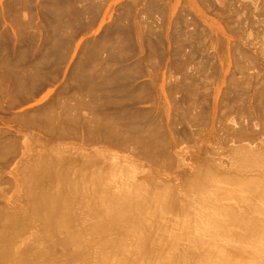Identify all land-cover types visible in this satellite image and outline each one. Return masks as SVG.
Wrapping results in <instances>:
<instances>
[{
	"label": "rangeland",
	"instance_id": "rangeland-1",
	"mask_svg": "<svg viewBox=\"0 0 264 264\" xmlns=\"http://www.w3.org/2000/svg\"><path fill=\"white\" fill-rule=\"evenodd\" d=\"M263 86L264 0H0V264H159L173 247L175 264L214 261L181 225L224 205L264 210L246 185L263 173L234 152L263 162ZM140 187L154 193L142 192V222L105 229L106 200ZM60 195L56 216L69 220L47 222L38 201ZM238 229L227 221L224 238Z\"/></svg>",
	"mask_w": 264,
	"mask_h": 264
},
{
	"label": "bare ground",
	"instance_id": "bare-ground-1",
	"mask_svg": "<svg viewBox=\"0 0 264 264\" xmlns=\"http://www.w3.org/2000/svg\"><path fill=\"white\" fill-rule=\"evenodd\" d=\"M252 22V21H251ZM252 24V23H251ZM237 27H239V26H237ZM240 29V28H239ZM129 30V29H128ZM241 30V29H240ZM121 32V31H120ZM136 33H138V32H136ZM127 34V33H126ZM150 35V34H149ZM129 36V35H128ZM120 37V36H119ZM118 38V37H117ZM130 38V37H129ZM145 38V37H144ZM121 39V38H120ZM151 39V38H150ZM119 41V40H118ZM121 41V40H120ZM119 41V42H120ZM127 41V40H126ZM140 42V41H139ZM119 44V43H118ZM148 51V50H147ZM153 51V50H152ZM159 51V50H158ZM241 51V50H240ZM243 54V53H242ZM181 55V54H180ZM246 58H247V56H246ZM244 59H245V57H244ZM177 61V60H176ZM248 61V60H247ZM148 62H149V60H148ZM247 63V62H246ZM243 64V63H242ZM142 65V64H141ZM178 65V64H177ZM151 66V65H150ZM237 66V65H236ZM243 66V65H242ZM238 67V66H237ZM240 69V68H239ZM248 69V68H247ZM241 70V69H240ZM139 72V71H138ZM240 72V71H239ZM242 72V71H241ZM120 73V72H119ZM135 74V73H134ZM233 74V73H232ZM122 75V74H121ZM129 75V74H128ZM243 75V74H242ZM246 75V74H245ZM125 77V76H124ZM128 77V76H127ZM231 78H232V75H231ZM128 79V78H127ZM234 79V78H233ZM238 84V83H237ZM240 84H242V83H240ZM239 84V85H240ZM248 84V83H247ZM93 87V86H92ZM264 87V86H263ZM89 88V87H88ZM128 88V87H127ZM132 88V87H131ZM238 88V87H237ZM139 89V88H138ZM235 89V88H234ZM238 89H240V87L238 88ZM92 90V89H91ZM90 90V91H91ZM137 90V89H136ZM232 91V90H231ZM237 91V90H236ZM240 91V90H239ZM261 92H263V91H261ZM237 95V94H236ZM240 95V94H239ZM257 95V94H256ZM109 96V95H108ZM245 96H246V94H245ZM263 96V95H262ZM257 97V96H256ZM258 97H259V95H258ZM110 98H112V97H110ZM118 99V98H117ZM112 100V99H111ZM110 100V101H111ZM131 100V99H130ZM114 101V100H113ZM124 101V100H123ZM256 101H257V99H256ZM115 102V101H114ZM258 102V101H257ZM260 102H262V101H260ZM105 103V102H104ZM110 103V102H109ZM248 103V102H247ZM259 106H262V105H260L259 103H257ZM264 105V104H263ZM257 106V105H256ZM262 108V107H261ZM258 109V108H257ZM258 110H261V109H258ZM249 112V111H248ZM264 112V111H263ZM262 112V113H263ZM264 120V119H263ZM264 123V122H263ZM221 124V123H220ZM108 126V125H107ZM106 126V127H107ZM246 126V125H245ZM247 129V128H246ZM110 130V129H109ZM247 131V130H246ZM112 132V131H111ZM242 132V131H241ZM116 136V135H115ZM238 137V136H237ZM125 141V140H124ZM132 141H134V139H132ZM136 142V141H135ZM137 143V142H136ZM141 143V142H140ZM245 146V145H244ZM243 145H242V147H244ZM239 147V146H238ZM241 147V146H240ZM234 148V147H233ZM235 148H237L236 146H235ZM246 148V147H245ZM245 148H242V149H238L237 151H234L235 153L237 152V156H235V161L237 162L238 161V163L240 164V166H248V168L249 167H255V168H258L262 173H263V177L262 178H259V179H257V180H252L250 183H248V184H246L247 185V191L249 192V196H247V198H250V200L252 201V200H254V199H256V200H259V201H264V158H263V162H261L262 161V157H260L259 155H261V152H256V153H253L252 151H250V150H247V149H245ZM153 149V148H152ZM248 149H249V147H248ZM235 150V149H234ZM143 151H144V149H143ZM146 153V152H145ZM257 153L259 154V155H257ZM263 155V154H262ZM40 158H38V160H39ZM50 159V158H49ZM44 160V159H43ZM42 160V161H43ZM41 161V162H42ZM46 161H48V160H46ZM50 162V161H49ZM52 162V161H51ZM35 163V162H34ZM46 163H48V162H46ZM55 163V162H54ZM57 164V163H56ZM47 164H45V166H46ZM236 165H237V163H236ZM44 166V167H45ZM53 166V165H52ZM51 166V167H52ZM242 166V167H243ZM35 167V166H34ZM38 167H40L39 165H38ZM50 167V166H49ZM43 168V167H42ZM31 169H32V167H31ZM36 169V168H35ZM38 169V168H37ZM40 169V168H39ZM48 169V168H47ZM45 170H46V168H45ZM45 170H42L43 172V176H41L42 178L43 177H45L46 175H44V174H47V172L48 171H45ZM57 170V169H56ZM34 172H36V171H38V170H33ZM31 172V171H30ZM30 172H28V174L30 173ZM64 172V171H63ZM199 172V171H198ZM259 172V171H258ZM37 173V172H36ZM257 173V172H256ZM33 174V173H32ZM31 174V175H32ZM38 174V173H37ZM36 174V175H37ZM200 174V173H199ZM203 174H205V173H203ZM202 174V175H203ZM79 175V174H78ZM87 175H89V174H87ZM201 175V176H202ZM252 175V174H251ZM29 176H30V174H29ZM39 176H40V173H39ZM49 176V175H48ZM51 176V175H50ZM53 176V175H52ZM90 176V175H89ZM205 176V177H204ZM32 177V176H31ZM33 177H34V179H33ZM31 179L32 180H34L33 181V183H37L38 181H40V178H38V177H36V176H33ZM54 177V176H53ZM86 177V176H85ZM200 177V176H199ZM257 177H261V176H257ZM29 178V177H28ZM51 178V177H50ZM202 178V177H201ZM209 178L211 179V176H210V174L209 175H203V179L202 180H197L196 181V187H195V189H198L199 187L201 188L202 187V185H203V181H208L209 180ZM222 178V177H221ZM220 178V179H221ZM55 179V178H54ZM199 179V178H198ZM22 180V179H21ZM52 180V179H51ZM69 180V179H68ZM110 180V179H109ZM229 180V182H230V179H228ZM232 180V179H231ZM30 181V180H29ZM28 181V182H29ZM48 181V180H47ZM46 181V182H47ZM61 181V180H60ZM104 181V180H103ZM214 181V180H213ZM54 182V181H53ZM113 182V181H112ZM236 182V181H235ZM31 183V182H30ZM29 183V184H30ZM42 183V182H41ZM45 183V182H44ZM129 183V182H128ZM29 184L27 185V186H29ZM40 184V183H39ZM54 184V183H53ZM58 184V183H57ZM96 184V183H95ZM106 184V183H105ZM31 185V184H30ZM47 185V184H46ZM98 185H99V183H98ZM112 185V184H111ZM26 186V185H25ZM26 186V187H27ZM37 186V185H36ZM35 186V187H36ZM40 186V185H39ZM44 186V185H43ZM43 186H40V187H43ZM95 186V185H94ZM109 187H110V185H108ZM128 187H129V185H127ZM144 186V185H143ZM142 186V187H143ZM150 186V185H149ZM148 186V187H149ZM30 187V186H29ZM39 187V188H40ZM45 187V186H44ZM130 187H131V185H130ZM142 187H140L139 189H136V192H138V190H140V189H144V188H142ZM209 187V186H208ZM47 188H48V186H47ZM99 188V187H98ZM106 188H108V187H106ZM112 188V187H111ZM152 188V187H151ZM204 188V187H203ZM29 189V188H28ZM41 189V188H40ZM39 189V190H40ZM208 189V188H207ZM243 189H245V188H243ZM30 190H31V188H30ZM34 190V189H33ZM38 190V191H39ZM46 190V189H45ZM54 190H55V188H54ZM74 190V189H73ZM72 190V191H73ZM89 190V189H88ZM129 190V189H128ZM131 190V189H130ZM141 190V192L139 193V195L140 196H138L137 197V193L136 192H134V193H136V195L134 194V193H131V194H129V193H127V194H129V195H131V196H124L121 200H118V201H116V200H114V198H112V199H107L106 200V204H107V210H106V219H107V221L106 222H108L107 224L109 225V226H106L105 225V223H104V221H102V223H104V227H106L105 229H107L108 230V228L110 227H116V226H118L119 228L121 227L122 228V226H120V225H122L123 223H127V226H130L131 224H129V222H132V223H134L135 221H136V223L138 222V224L137 225H139V222H142V220H140V218L138 217V215H139V213H140V210L141 209H139V207L140 206H142L141 205V202L143 201H145L146 200V198H144L143 200L141 199V202L139 201L140 200V198H141V195L143 196V194L144 193H146L147 195L149 194V193H151V191H149L148 192V189L147 190H145L144 189V191H142ZM150 190H152V189H150ZM193 190V189H192ZM36 191V190H35ZM37 191V192H38ZM50 191V190H49ZM148 193H147V192ZM161 191V190H160ZM58 192V191H57ZM109 192V191H108ZM120 192V191H119ZM142 192H144V193H142ZM187 192V191H186ZM189 192V191H188ZM27 193V192H26ZM33 193V192H32ZM36 193V192H35ZM40 193V192H39ZM46 193V192H45ZM52 193V192H51ZM50 193V194H51ZM56 193V192H55ZM62 193V192H61ZM65 193V192H64ZM121 193V192H120ZM124 193H126V192H124ZM47 194V193H46ZM58 194V193H57ZM71 194V193H70ZM70 194H68V195H70ZM73 194V193H72ZM152 194H154V193H151V195ZM156 194V193H155ZM34 195V194H33ZM41 195V194H40ZM39 195V196H40ZM54 195V194H53ZM124 195V194H123ZM135 195V196H134ZM150 194H149V196H151ZM157 195H159V199L160 200H163L164 202H163V204L165 203V199L167 198L168 200H169V198H170V196L169 195H167V196H169V197H166L165 196V194L163 195V194H156L155 196H157ZM163 195V196H162ZM42 196V195H41ZM51 196V195H50ZM49 196V197H50ZM59 196V195H58ZM62 196H63V194H62ZM66 196V195H65ZM74 196V195H73ZM72 196V197H73ZM149 196L147 197L148 199H149ZM163 197V198H161V197ZM34 197V196H33ZM32 197V198H33ZM44 197H46V196H44ZM69 197V196H68ZM143 197H146L145 196V194H144V196ZM152 197H154V195H152ZM152 197H151V199H152ZM164 197H166L165 199H164ZM173 196H171V198H172ZM31 198V197H30ZM36 198V197H35ZM52 199H50L49 201H50V204H52V206L50 205V207L47 205V202L48 201H45L43 198V201L41 200V199H39V201H38V203L40 204L39 206H41L40 208L41 209H43L44 208V210H45V213L46 214H44L45 215V217L49 220V221H47V222H51L50 220H54V218L55 217H58V220H59V222H60V220H64V223H65V221L66 222H68V220H69V216H68V213H66L65 215L63 214L62 215V217L60 216V215H58V216H56V208H55V205H56V203H59V201L61 202V195H60V197H58V198H53V196L51 197ZM79 198V197H78ZM66 199H68L69 200V198H66ZM155 199H156V197H155ZM157 199H158V197H157ZM194 199V198H193ZM31 200V199H30ZM36 200V199H35ZM41 200V201H40ZM71 200V199H70ZM132 200V201H131ZM150 200V199H149ZM168 200H167V202H168ZM171 200V199H170ZM169 200V202H171L172 201V204H173V208H175V206H176V204H174V203H177V201H174L173 200V198H172V200L170 201ZM176 200V199H175ZM196 200V199H195ZM32 201V200H31ZM51 201H53V203H51ZM148 201V200H147ZM174 201V202H173ZM206 202V201H205ZM253 202V201H252ZM65 203V202H64ZM68 203V202H67ZM254 203V202H253ZM33 204V203H32ZM74 204H76V203H74ZM105 204V203H104ZM142 204H144V203H142ZM171 204V205H172ZM190 202L189 203H187V204H185V205H187V207H189L190 205ZM37 205V204H36ZM81 205V204H80ZM169 205V204H168ZM170 205V206H171ZM57 206V205H56ZM60 206V205H59ZM69 206V205H68ZM94 206V205H93ZM164 206V205H163ZM65 207H66V204H65ZM75 207V206H74ZM168 207V206H167ZM172 207H171V210H173L172 209ZM177 207V206H176ZM30 208V207H29ZM34 208V207H33ZM37 208V207H36ZM39 208V207H38ZM39 208V209H40ZM73 208V207H72ZM92 208V207H91ZM97 208V207H96ZM242 208H244V206L242 207ZM257 206L255 205V204H248L245 208H244V210L242 211V212H240V213H237V211H236V208L234 207L233 208V206H223V209H222V212H221V217H215V218H213V219H209V217L208 216H205V215H203V214H201L200 215V217H201V219L199 220L200 221V225H197L196 227H192V226H190L189 225V223L191 224V222H186L185 224H182L181 225V230L183 231V232H185L186 233V236H188V241H190V242H192V241H194V242H196V243H198V245H197V247L199 246V248L200 249H202V250H206L207 252H208V254H214L215 253V256H216V259L214 260V261H209V263L210 264H256V262H258V261H263L264 262V245H262V244H259V243H257L256 242V238L254 237V236H257V235H259V234H264V210H262V211H257ZM40 209V210H41ZM64 209H67V208H64ZM69 209V208H68ZM103 209V208H102ZM143 209H144V207H143ZM143 209L141 210L142 211V213H143ZM168 209H169V207H168ZM184 209H188V208H186V206H185V208ZM105 210V209H104ZM170 210V209H169ZM175 211H176V208L174 209ZM191 209H188V210H186L187 211V214H189L188 213V211H190ZM67 211V210H66ZM202 211V210H201ZM221 211V210H220ZM15 212V211H14ZM13 212V213H14ZM19 212V211H18ZM76 212V211H75ZM135 214H134V213ZM145 212V211H144ZM151 212V211H150ZM23 213V212H22ZM61 213V212H60ZM77 213V212H76ZM102 213V212H101ZM57 214H58V212H57ZM97 214V213H96ZM105 214V213H104ZM138 214V215H137ZM148 214V213H147ZM155 214V213H154ZM153 214V215H154ZM192 214V213H191ZM207 214V213H206ZM23 215V214H22ZM71 215H73L72 213L70 214V216ZM134 215H136V217L134 216ZM142 215V214H141ZM179 215V214H178ZM76 216V215H75ZM84 216V215H83ZM145 216V215H144ZM143 216V217H144ZM159 216V215H158ZM213 216V215H212ZM211 216V217H212ZM10 217V216H9ZM24 217V216H23ZM38 217V216H37ZM42 217V216H41ZM40 217V218H41ZM104 217V216H103ZM135 217V218H134ZM214 217V216H213ZM6 218V217H5ZM4 218V219H5ZM71 218V217H70ZM95 218V217H94ZM100 218V217H99ZM145 218V217H144ZM150 219V217H147V219ZM152 218V217H151ZM7 219H8V217H7ZM44 219V218H43ZM47 219H45V221L47 220ZM72 219H73V216H72ZM76 219V218H75ZM74 219V220H75ZM98 219V218H97ZM105 219V218H104ZM105 219V220H106ZM133 219H136V220H134L133 221ZM146 219V220H147ZM40 220V219H39ZM86 220H87V218H86ZM144 220V219H143ZM155 220H156V218H155ZM202 220V221H201ZM230 220H233L234 222H236V224L238 225V227H239V229H238V231L237 232H235V233H233L232 235L233 236H236V237H240L239 238V240H227V239H225L224 238V233H225V226H226V222L227 221H230ZM7 221V220H6ZM21 221V220H20ZM57 221V220H56ZM73 221V220H72ZM121 221H123V223L121 222ZM149 221H151V220H148V222ZM154 221V220H153ZM9 222H11V221H9ZM79 222V221H78ZM92 222V221H91ZM144 223L146 222L147 223V221H143ZM42 223V222H41ZM44 223V222H43ZM52 223V222H51ZM56 223V222H55ZM77 223V222H76ZM102 223H99V224H97V226L98 227H100L99 225H101ZM121 223V224H120ZM152 222H149L148 224V226L150 227V224H151ZM155 223L156 224H158L156 221H155ZM61 224V223H60ZM120 224V225H119ZM125 224H124V227H125V229L124 228H122L123 230H126V226H125ZM135 224V223H134ZM141 224H143V223H141ZM140 224V225H141ZM153 224V223H152ZM4 225V224H3ZM8 225V224H7ZM14 225V224H13ZM12 225V226H13ZM49 225V224H48ZM54 225V224H53ZM63 225V224H62ZM66 225H67V223H66ZM82 225V224H81ZM94 225V224H93ZM96 225V224H95ZM147 224H145V226H146ZM58 226V225H57ZM65 226V225H64ZM87 226V225H86ZM102 226V225H101ZM102 226V227H103ZM131 226H133V225H131ZM142 226V225H141ZM145 226L143 225V228L145 229ZM17 227V226H16ZM58 227H60V226H58ZM70 227V226H69ZM102 227H100L99 229H101L100 231H102V229L104 228H102ZM147 227V226H146ZM152 227H154V224L153 225H151V227L150 228H152ZM158 227V226H157ZM156 225H155V230H156ZM8 228V227H7ZM62 228V227H61ZM73 228V227H72ZM71 228V229H72ZM96 228V227H95ZM130 228V227H129ZM137 228V227H136ZM141 228V227H140ZM142 228V229H143ZM150 228H149V230H150ZM4 229V228H3ZM11 229V228H10ZM13 229V228H12ZM59 229V228H58ZM65 229V228H64ZM99 229H96L97 230V232H98V230ZM117 228H115L114 230H116ZM122 229H119V231H121ZM130 229H132V227L130 228ZM129 229V230H130ZM143 229V230H144ZM148 229V228H147ZM15 230V229H14ZM62 230H63V228H62ZM74 230V229H73ZM77 230V229H76ZM122 230V231H123ZM137 230H138V228L136 229V233H137ZM143 230H141V231H143ZM155 230L153 229V231L152 230H150L149 232H151L152 231V234L154 235V233H155ZM117 231H118V229H117ZM118 231V232H119ZM121 231V232H122ZM140 230L138 231V232H141ZM148 231V230H147ZM144 233L146 232V231H143ZM154 232V233H153ZM159 232V231H158ZM157 232V233H158ZM0 233H2V232H0ZM75 233V232H74ZM87 233V232H86ZM104 233V231L103 232H101V235L100 236H102V234ZM116 233V232H115ZM123 233H125V231H123L122 232V234ZM147 234H148V232H146ZM14 234V233H13ZM43 234V233H42ZM77 234V233H76ZM89 235V234H88ZM108 235V234H107ZM117 235H119L118 233H117ZM126 235V234H125ZM137 235H138V233H137ZM150 235H151V233L148 235L149 237H150ZM160 235V234H159ZM68 236V235H67ZM104 236V235H103ZM115 236V235H114ZM143 236V235H142ZM157 235H155L154 237H156ZM161 237H162V235H160ZM160 236H158V237H160ZM39 237V236H38ZM154 237H153V240L152 239H150V241H156L157 239L159 240H161V237L160 238H158V237H156V240L154 239ZM164 237V236H163ZM43 238V237H42ZM70 239H73V240H75V241H77L78 240V238H77V236H76V238H77V240H76V238H75V236L73 237L72 236V238L71 237H69ZM106 237H104V239H105ZM143 238H147V237H143ZM150 238H152V237H150ZM209 238V240H211V241H205L206 239H208ZM39 239V238H38ZM70 239H68V238H66V240H68V241H70L71 243H72V240H70ZM116 239V238H115ZM144 240V239H143ZM3 241V240H2ZM75 241H73V242H75ZM102 241V240H101ZM145 241L146 240H144V242H143V244L142 245H145L144 243H145ZM149 241V239L147 238V241H146V243ZM149 241V242H150ZM58 242V241H57ZM65 242V241H64ZM104 242H106V241H104ZM104 242L103 243H101V244H103V245H105L104 244ZM117 242V241H116ZM116 242H113V244L115 243V246H116ZM5 243V242H4ZM54 243V242H53ZM78 243H80V242H78ZM96 243V242H95ZM179 242H177L176 244H178ZM73 244V243H72ZM77 243H75V245H76ZM92 244H94V241H93V243ZM100 244V243H99ZM137 244V243H136ZM135 244V245H136ZM140 244V245H141ZM148 244V243H147ZM175 244V245H176ZM70 245V244H69ZM86 245V244H85ZM149 245H151V242H150V244H148V246ZM174 245V246H175ZM65 246V245H64ZM84 246V245H83ZM114 246V247H115ZM126 246V245H125ZM0 247H2L3 248V246H0ZM76 247V246H75ZM101 247V246H100ZM139 247V249H142V247H140V246H138ZM2 248H0V252L2 251L1 249ZM10 248V247H9ZM116 248V247H115ZM145 248H147V247H145ZM144 248V249H145ZM150 248H152V245L150 246ZM108 249V248H107ZM4 250V249H3ZM10 250H11V248H10ZM39 250V249H38ZM53 250V249H52ZM84 250V249H83ZM99 250V249H98ZM124 250H126L127 251V253H129V252H131V250H127V249H124ZM124 250H122V252L124 251ZM147 250H149V247L147 248ZM172 250V253H170L169 254V256H167L166 257V259L164 260V262H161V263H159V264H175L174 263V254L175 253H173V251H174V247L171 249ZM129 251V252H128ZM140 251V250H139ZM151 251H153V249H151ZM198 251H199V249H198ZM3 252V251H2ZM15 252V251H14ZM20 252V251H19ZM22 252V251H21ZM156 252V251H155ZM9 253H10V251H9ZM12 253V252H11ZM39 253H42V252H40L39 251ZM46 253V252H45ZM80 253V252H79ZM97 253V252H96ZM95 253V254H96ZM140 253V252H139ZM1 254V253H0ZM43 254V253H42ZM73 254V253H72ZM71 254V255H72ZM78 254V252L76 253V255ZM81 254V253H80ZM87 254V253H86ZM138 254V253H137ZM74 255V254H73ZM134 255V254H133ZM135 255H136V253H135ZM152 255H154V254H152ZM199 255H201L200 254V252H199ZM255 255V256H254ZM2 256V255H1ZM82 256V255H81ZM80 256V257H81ZM84 256H85V254H84ZM83 256V257H84ZM99 256V255H98ZM104 256V255H103ZM117 256V255H116ZM149 256V255H148ZM46 257V256H45ZM78 257H79V255H78ZM82 257V258H83ZM88 257H90V256H88ZM87 256H85L84 258L86 259H88L89 260V258H88ZM138 257V256H137ZM256 257V258H255ZM1 258V257H0ZM44 258V257H43ZM84 258H83V260H84ZM95 258V257H94ZM99 258V257H98ZM135 258H136V256H135ZM145 258H146V256H145ZM145 258H143V259H145ZM234 258V259H233ZM45 259V258H44ZM43 259V260H44ZM55 259H57V258H55ZM68 259V258H67ZM71 259V258H70ZM86 259V260H87ZM110 259H111V256H110ZM136 259H138V258H136ZM94 260V259H93ZM98 260V259H97ZM102 260V259H101ZM105 260V259H104ZM108 260V259H107ZM146 261L148 260V259H145ZM258 260V261H257ZM25 261V260H24ZM55 261V260H54ZM80 261V260H79ZM79 261L77 262V263H79ZM110 260H108V262H109ZM116 261V260H115ZM133 261V262H132ZM140 261V260H139ZM9 262V261H8ZM30 262H32V261H30ZM56 262H58V261H56ZM81 262H83V261H81ZM80 262V263H81ZM87 262V261H86ZM85 262V263H86ZM89 262V261H88ZM105 262V261H104ZM112 262H114V261H112ZM34 263V262H33ZM49 263V262H48ZM68 263V262H67ZM84 263V264H85ZM97 263H98V261H97ZM100 263H102L103 264V262H100ZM135 264L134 263V260L133 259H129V260H127V259H123L122 260V262H121V264ZM144 263V262H143ZM209 263H207V264H209ZM16 264V263H15ZM30 264V263H29ZM37 264V263H36ZM64 264V263H63ZM66 264V263H65ZM88 264H91V263H88ZM110 264H111V262H110ZM113 264V263H112ZM116 264V263H115ZM259 264V263H258Z\"/></svg>",
	"mask_w": 264,
	"mask_h": 264
}]
</instances>
